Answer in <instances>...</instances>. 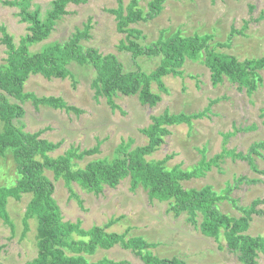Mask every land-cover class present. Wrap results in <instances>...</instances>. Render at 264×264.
Returning <instances> with one entry per match:
<instances>
[{
    "label": "rangeland",
    "instance_id": "1",
    "mask_svg": "<svg viewBox=\"0 0 264 264\" xmlns=\"http://www.w3.org/2000/svg\"><path fill=\"white\" fill-rule=\"evenodd\" d=\"M6 1L12 0H0V29L4 28L18 45L28 34L27 24L20 21L18 9L6 5ZM80 1L67 5L68 14L56 21L47 39L30 46V52L40 51L54 42L63 44L88 27V38L79 41L82 48L113 55L124 72L150 73L158 66L159 58L132 59L130 53L119 48L124 34L117 31L116 19L108 12L117 7L116 0ZM121 1L125 7L130 0ZM149 1L138 0V7L146 12ZM29 2L30 9L39 6L43 12L51 0ZM130 27L141 31L142 44L175 33L182 37L207 35L211 37V48L239 61L264 56V0H166L154 18ZM1 36L0 31V64H4L6 52ZM201 60L186 59L179 68L181 75L162 77L164 92L151 82V91L161 96L154 107L142 105L137 95L116 94L112 101L117 107L111 108L104 97L95 95L92 87L95 71L89 64L70 62L67 65L70 74L63 79L30 75L23 85L24 93L37 98L60 97L81 113L34 106L28 100L20 103L23 115L14 119L13 124L23 132L38 133V139L58 143V148L48 153L51 157L63 155L71 148L79 153L97 147L96 153L72 160L74 167L83 168L92 160H112L120 144L128 143L129 149L146 145L147 137L141 130L151 124V116L201 114L189 124L167 127L170 133L164 137V142L144 159L159 161L169 156L164 164L167 170L173 167L189 170L221 155L201 177L182 181V187L199 190L209 186L218 196L227 195L233 202L222 199L217 202V209L235 219L243 215L238 207L249 208L256 201L255 210L263 214L251 215L245 234L264 236V71H259L261 84L248 95L227 78L212 86L210 73ZM2 131L0 122V133ZM257 144L262 146H257L258 154H255L250 150ZM223 149L248 154L251 163L223 154ZM44 175L54 186L52 197L62 221H78L84 230L98 226L107 233L123 235L125 240L140 238L152 245L146 251L159 259L176 258L184 264H241L237 254L226 248L222 231L217 240L200 233V212L195 213L193 222L187 212L175 217L168 211V201L150 200L141 186L131 189L128 177L115 188L104 186L102 192L95 195L73 182L67 186L63 179H54L50 171H44ZM18 178L12 151L8 149L0 156V187H12ZM30 199V194H24L19 200H7L5 209L14 228L11 231L0 220V264H25L36 257V220L29 219L27 231L22 233L24 212ZM85 257L88 262L105 258L116 264H143L133 251L120 244L107 250L98 248ZM257 264H264L261 253Z\"/></svg>",
    "mask_w": 264,
    "mask_h": 264
},
{
    "label": "trees",
    "instance_id": "2",
    "mask_svg": "<svg viewBox=\"0 0 264 264\" xmlns=\"http://www.w3.org/2000/svg\"><path fill=\"white\" fill-rule=\"evenodd\" d=\"M165 1L150 0L147 11L143 12L138 7V0H130L125 7L122 6L121 0H116L117 7L108 10L116 19L117 31L124 34V40L119 46L121 50L130 53L132 59L159 58L158 66L150 73L140 70L124 72L122 64L113 55H102L94 49L82 48L79 41L88 38V27L83 32L74 34L63 44L54 42L43 46L40 51L30 52L29 47L47 39L56 21L68 14L67 5L78 4L80 0H51L50 6L43 12L39 6L30 9L29 0L5 2L6 5L18 9V17L21 22L27 24L28 34L15 45L4 28L0 29L1 43L6 52L4 64H0V122L3 124V131L0 133V156H4L10 149L19 175L14 186L0 187V220L13 231V223L5 209L7 200H19L22 195L30 194L31 199L24 212L22 233L27 231V221L35 219L37 254L25 264H116L105 258L88 262L85 257V254L91 255L98 248L107 250L116 244L133 251L143 264H184L176 258L159 259L153 256L146 251L152 245L140 238L125 240L123 235L107 233L98 226L84 230L80 228L78 221H62L60 209L52 197L54 186L44 175V171H50L56 180L63 179L67 186L73 182L95 195L101 193L104 186L115 188L120 181L128 177L131 189L141 186L147 191L150 200L168 201V211L175 217L187 212L193 222L195 213L200 212V233L217 240L222 231L226 248L237 254L241 264H257L258 254L264 256V236L251 237L245 234L251 215L263 214L262 211L255 210L256 201L249 208L238 207V211L243 215L235 219L217 209V202L222 199L233 202L227 195L218 196L209 186L196 190L184 189L181 185L182 181L201 177L211 164H216L221 155L214 156L208 162L202 161L200 166L189 170H181L178 167L167 170L164 164L169 156L159 161L144 159L164 142V137L170 133L167 127L181 123L189 124L192 118H198L201 114L185 116L164 113L151 116V124L141 130L147 137L146 145L129 149L128 143L120 144L112 160H92L83 168L74 167L72 160L96 153L97 147L79 153L71 148L63 155L51 157L48 153L57 149L58 143L38 139V133L23 132L13 124L14 119L23 115L20 103L28 100H31L34 106L44 105L74 114L81 113L76 107L65 104L60 97L37 98L22 91L30 75L39 74L46 79H63L69 76L67 65L70 62L92 66L95 71L92 83L95 95L104 97L111 108L117 107L112 101L116 94L137 95L142 105L154 107L161 100V96L160 93L151 91V82H155L158 90L164 92L161 78L169 74L181 75L179 68L186 59L202 58L201 62L210 73L212 86H217L227 78L236 84L239 90L251 95L262 82L259 71H264V56L239 61L232 55L211 48V37L207 35L182 37L175 33L167 38L161 36L149 44L141 43L144 37L141 31L130 26L154 18ZM10 99L16 102H11ZM257 146L262 144L253 146L250 151L258 154ZM222 153L251 163L248 154L225 149ZM71 195L75 196L72 192ZM78 202L80 203L79 200Z\"/></svg>",
    "mask_w": 264,
    "mask_h": 264
}]
</instances>
